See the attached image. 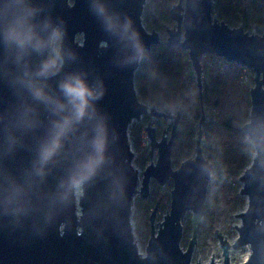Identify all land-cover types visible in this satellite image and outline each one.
Here are the masks:
<instances>
[{"label": "water", "instance_id": "95a60500", "mask_svg": "<svg viewBox=\"0 0 264 264\" xmlns=\"http://www.w3.org/2000/svg\"><path fill=\"white\" fill-rule=\"evenodd\" d=\"M144 4L0 0V264H190L213 169L201 145L205 115L202 109L194 156L173 169L180 115L142 103L134 85L137 45L143 52L162 43L158 32L142 25ZM212 4L178 0L169 9L175 26L163 25V42L187 52L200 94L204 56L254 74L249 118L240 128L254 150L238 178L246 208L234 215L240 224L234 225L232 244L217 229L213 236L223 264H229L230 249L244 246L249 250L244 264H264V30L231 28L212 15ZM55 30L61 40L54 62L48 55ZM75 80L90 93L83 101L65 90ZM144 115L172 124L159 140L151 122L144 127L147 154L156 149L157 159L140 177L128 128ZM151 179L159 186L172 181L170 209L155 232V204L142 255L131 215L134 197L147 198ZM187 211L191 237L182 250ZM208 264H215L212 257Z\"/></svg>", "mask_w": 264, "mask_h": 264}, {"label": "trees", "instance_id": "16d2710c", "mask_svg": "<svg viewBox=\"0 0 264 264\" xmlns=\"http://www.w3.org/2000/svg\"><path fill=\"white\" fill-rule=\"evenodd\" d=\"M173 2L157 0L147 5L143 14L148 28L163 29V24L170 21L169 8ZM212 15L229 27L241 25L248 33L261 34L264 30V0H213ZM149 16L153 18L150 22ZM161 41L140 56L134 75L138 99L154 105L159 111L180 115L171 151L174 160L180 163L194 153L196 118L201 110L212 113L213 119L207 124L209 129L202 133L207 137L202 143L203 153L213 161L215 171L225 169L228 175L237 176L248 167L254 154L240 130L248 120L250 88L240 82L238 66L221 58L205 56L206 79L200 94L186 52ZM135 128L132 134L139 136L140 131ZM215 183L207 189L205 209L209 219L219 209L229 208L231 202L242 205L238 195L230 196L225 182L216 179ZM205 219H202L199 232L208 223Z\"/></svg>", "mask_w": 264, "mask_h": 264}, {"label": "rangeland", "instance_id": "374dc122", "mask_svg": "<svg viewBox=\"0 0 264 264\" xmlns=\"http://www.w3.org/2000/svg\"><path fill=\"white\" fill-rule=\"evenodd\" d=\"M155 1L157 0H145V4L143 6V12L141 16L142 25L148 32H152V29L153 31L158 32L160 35V40H165L166 39V33L164 29L165 27L163 26L162 30H158L155 27L148 28V26L146 25V18L143 14L145 12V8L147 7V5L153 4L155 3ZM177 1L178 0H174L172 5L176 4ZM69 3L71 4L72 0H69ZM152 20H153L152 16H149V22ZM163 25H165L168 28H172L173 26H175V23L170 20L169 22L164 23ZM81 39H82L81 35L76 36V40L78 42H81ZM60 40H61V34L60 32H58V30H55L52 36V46L50 48L49 55H48L49 58L52 59L54 62L57 60ZM143 52H141V55ZM204 57L201 60V67L203 69L201 80L203 84L206 79L204 66H203ZM187 58H188V55H187ZM253 76L254 74L252 72V79L248 84H246L247 87L249 88L253 86ZM193 77L195 78L194 72H193ZM148 106H151V105H148ZM204 115H205V122H204V125L202 126L203 133L205 129H209L208 128L209 125L207 124L211 122L213 119V114L208 111L204 110ZM200 116H201V112L198 115V118H196L197 123H198V120L200 119ZM248 118H249V115H248ZM148 122H151V126L155 129L157 140H159L163 132V129L165 130L167 128L168 132L170 131L171 124H172V120H169V119H155L154 117L150 115H144L138 121L134 120L129 126L128 140H129L131 151L133 152L132 164L134 165V167H136L139 170L140 177H141V172L144 170V168L151 163H155L157 159L156 149L152 153L151 157H149L147 154L149 150V139H148L147 131L144 129V127L147 125ZM133 127H136L135 129L140 131L139 136L132 134ZM197 131H198V128H197ZM218 134L220 135L222 133L218 132ZM223 137L227 138L225 134L223 135ZM205 140H207V137L202 136V143ZM193 156H194V153L190 157H193ZM208 160L211 163L213 162L210 159ZM179 164L180 162L175 161L173 156L171 155L172 168L177 169ZM242 173L238 174L237 176L228 175L225 169H222L221 171H215L214 166H213V169L211 171L212 178L210 179L208 185L210 184L213 185L216 179L222 180L228 186V192L230 196L233 198L235 197L234 195H238L239 199H242L241 201L242 205L239 206L236 203L231 202L229 208L219 209L218 211L215 212V214H213L211 219L208 218V215H207L208 213L206 214V209H205L203 219L206 218L205 221H207L208 223L204 224L202 226V230H200V232L197 233L196 244L194 245V248H193L190 264H196L198 262L199 264H208L211 257H212V260L217 261L218 264H223V256L221 253V249L218 246V240L214 238L213 234H214V231L217 229V231H219L220 234L222 235L223 239L225 237V240L229 244H232L237 238V230L234 227V225H236L237 227L240 224V220L239 218H237V216L235 217L234 215L239 214L240 212L244 211L246 208L245 197L239 195L241 183L239 182L238 178ZM215 184L217 187L218 185L217 182ZM171 189H172L171 180H168L164 186H159V184L155 180L151 179L149 182V194L147 198L142 199L139 196V194H137L133 199V207H132V215H131L133 235H134V240L138 246V251L142 255L145 254L144 253L145 246L147 244V241L150 235L149 216L151 214V211L155 207V204L157 203V206H156L157 213L155 211L154 218H153V224H152L153 229L156 232L159 229V223H162L164 219L163 216H166V214H168L169 212ZM166 210H167V213H166ZM190 218H191V211H187L184 214L183 218L181 219L182 237L180 241V247L182 248V250L186 249L188 241L191 237ZM196 253H197V256H196ZM248 253H249V250H248V247L246 246L241 247L239 250L230 249L229 250V264H244V262L247 259Z\"/></svg>", "mask_w": 264, "mask_h": 264}, {"label": "clouds", "instance_id": "9594fccd", "mask_svg": "<svg viewBox=\"0 0 264 264\" xmlns=\"http://www.w3.org/2000/svg\"><path fill=\"white\" fill-rule=\"evenodd\" d=\"M135 35V34H134ZM138 52H142V49L139 45H137ZM66 92L83 101L84 97L90 93H87L83 83L79 80H75L74 82H68L64 85Z\"/></svg>", "mask_w": 264, "mask_h": 264}, {"label": "built area", "instance_id": "2783aa9c", "mask_svg": "<svg viewBox=\"0 0 264 264\" xmlns=\"http://www.w3.org/2000/svg\"><path fill=\"white\" fill-rule=\"evenodd\" d=\"M250 34H256V33L251 32ZM238 68L240 71V73H239L240 74V76H239L240 82L242 84H248L252 79V71L245 66H238Z\"/></svg>", "mask_w": 264, "mask_h": 264}, {"label": "bare ground", "instance_id": "6f19581e", "mask_svg": "<svg viewBox=\"0 0 264 264\" xmlns=\"http://www.w3.org/2000/svg\"><path fill=\"white\" fill-rule=\"evenodd\" d=\"M214 263H215V264H218V262H217V261H214Z\"/></svg>", "mask_w": 264, "mask_h": 264}]
</instances>
